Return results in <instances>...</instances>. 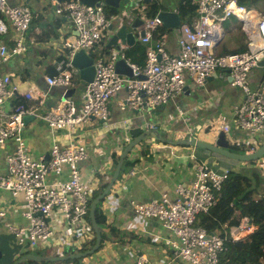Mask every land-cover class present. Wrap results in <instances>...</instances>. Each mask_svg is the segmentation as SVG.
<instances>
[{"label":"built area","instance_id":"2783aa9c","mask_svg":"<svg viewBox=\"0 0 264 264\" xmlns=\"http://www.w3.org/2000/svg\"><path fill=\"white\" fill-rule=\"evenodd\" d=\"M46 2L56 16L69 19L76 36L63 41L64 58L54 62L56 73L45 77L49 88L71 87L73 65L71 59L79 51L89 52L108 31L112 19L106 16L102 5L90 6L78 0H37ZM197 15L193 24H182L179 29L177 55L169 54L162 40H155L153 32L162 26L156 16L146 18L145 36L141 42L147 46L143 67L129 63L132 76L115 70L118 57L124 58L120 47L114 50L110 61L98 59L93 63V79L84 84L81 102L63 99L44 113L47 91L33 88L20 94L13 108L5 112V105L18 91L8 75L0 76V148L12 142V150L6 153V173L0 171V190L12 195L23 194L19 209L27 219V225H9V231L21 248L37 249L52 242L61 245V253H74L94 238L89 215L94 176L84 174L81 164L88 158L84 141L75 132L91 119L106 121L110 117L109 101L121 90L126 92L122 109L146 110L166 105L182 93L187 83L204 86L212 77L223 76L233 87L244 94V101L234 112L235 127L248 134L250 139L264 130V82L250 88L249 77L264 58V8L239 6L238 0H193ZM233 7L241 8V17ZM34 12L26 3H10L0 0V63H6L28 50L26 41ZM235 17L246 34V49L241 52L221 54L217 50L225 31L223 23ZM119 19V17H118ZM9 36V42L1 37ZM143 76V78H141ZM41 116L47 122L52 144L46 156L33 158L28 152L23 136V117ZM130 121H124L127 126ZM106 124V123H105ZM150 128H155L150 126ZM224 124L221 130L230 132ZM65 130L64 141L56 140V134ZM247 140V144L254 143ZM189 160L196 161L191 154ZM194 164V163H193ZM264 168V158L258 161ZM195 178L188 184L178 183L174 196L162 194L148 201L131 200L137 225L146 219L157 220L163 228L166 255L158 262L144 254L127 264H220L219 255L228 239L221 231L208 233L195 224L201 213H208L217 202V195L227 172L217 174L203 162L194 164ZM135 173V169L131 171ZM7 217L0 209V226ZM135 222L130 226L134 227ZM253 225L244 218L231 227L229 236L236 240L241 233H251ZM225 232V229H223Z\"/></svg>","mask_w":264,"mask_h":264},{"label":"crops","instance_id":"0c3cea01","mask_svg":"<svg viewBox=\"0 0 264 264\" xmlns=\"http://www.w3.org/2000/svg\"><path fill=\"white\" fill-rule=\"evenodd\" d=\"M142 1L128 0L125 2V0H121L118 9L113 6L118 11V14L111 16L112 24L115 26L124 23L129 25L135 17L143 20L149 18L145 14L146 7ZM186 1L190 0H159V3L165 10L178 12V7ZM10 3L28 4L32 8L34 16L26 37L28 50L6 63H0V76H10L11 82L18 87L17 94L11 98L9 104L5 105V112H9L10 108H13L18 99L21 98L20 94L33 88H39L47 91L45 102L38 109L39 113H44V110L54 106L62 99L66 90L62 86L49 88L46 86L45 77L56 73L54 62L64 55L63 41L73 39L76 33L71 21L65 17L56 16L46 2L10 0ZM252 8L262 10L264 8V0L257 1ZM118 17L121 19L119 20ZM195 18L196 13L185 23L191 25ZM181 23H184L183 19ZM225 27L235 32V36L239 34L240 43L235 46L236 48L223 49L221 48V42L217 51L221 54H227L245 50L247 37L241 30L239 21L231 17L223 23L224 31ZM178 29H169L162 34L160 39L162 40L163 48L171 55H177L179 52ZM131 31L134 34V43L131 46L119 45L123 48L121 50L123 55L127 48L135 46L137 43L144 45L146 52L147 46L141 42L138 30L132 28ZM113 34V30L105 32L95 47L87 52V56L93 59V63L98 59L111 60L110 56L116 48L108 44L111 43ZM1 40L9 42V36H3ZM137 56L138 54L135 53L134 57L136 58ZM124 59L127 63H132L131 59L125 55ZM86 61L87 58L81 56L76 62L85 63ZM263 67H257L250 73L249 82L251 89H256L258 85L264 82ZM52 70L54 73H51ZM72 84L70 88H75V90L70 99L78 105L81 102L80 94L83 84L77 68L73 71ZM125 97L126 92L121 90L110 99L108 104L110 117L108 120L104 122L91 119L82 126L77 127L75 132L77 139L84 141L88 148V158L80 166L87 177L90 175L94 176L95 184L92 198L101 185L106 184L102 191L107 186L119 155L132 139L134 132L153 130L158 131L161 137L175 141L193 137L207 142H214L221 131V126L227 123L231 126L230 132L226 134V138L230 141V151H232L230 146L233 142L245 148L243 153H249L251 146L253 149H257L264 143V130L258 136L250 139L247 133L235 127L234 112L243 103L244 94L241 90L233 87L228 78L220 75L212 77L201 87L188 82L182 93L176 95L166 105L152 109H122L120 104ZM127 120L130 123L125 126L124 121ZM148 124L155 128H150ZM22 136L28 146V152L33 158L39 159L40 156L48 154L52 144V136L47 122L41 116H36L24 124ZM65 137V130H60L56 134V140L58 141H64ZM248 139L253 140L254 143L247 144ZM12 148V142H8L5 148H0V171L2 173L7 171L5 157L6 153ZM197 149L201 148L189 145L175 146L160 141L154 134L147 136L128 153L125 158V160L129 161L126 171L121 175L119 173L111 190L102 199V204H100L107 223L117 229V234L105 228L106 237L103 239L102 235L101 245L94 254L79 259L46 264H127L133 261L137 254H144L149 260L158 262L166 255L165 241L159 238H164L165 236L163 228L154 219H146L143 221L142 226L137 225V219H135L133 214L130 201H148L164 193L172 198L174 196V188L178 183L188 185L194 180V164L196 162L205 163L217 174H224L235 168L254 177L251 170L255 169L259 173L260 180L255 198L264 196V168L256 167L254 164L250 170L248 169V162L228 159L220 154L202 149L212 160V165H210L206 159H203L198 154ZM191 154L196 156V161L189 160ZM116 158L117 161H115ZM122 167L123 164L121 169ZM134 169L135 173L132 174L131 171ZM22 202V193L12 195L9 191L0 190V209L5 210L7 213V217L0 226V264H12L24 252V248H21L15 242V238L8 228L9 225H27V219L19 209ZM244 218H241L234 225L228 222L224 223L219 231L227 238H230V228L237 226ZM134 222V227H131L130 225ZM252 225L254 226L253 229H255L256 226L253 223ZM223 229H225V232H223ZM249 234L241 233L238 239ZM118 236H121V243L114 241ZM94 243L95 240L94 242H88L85 248L83 246L86 244L74 251V253L86 251ZM119 245L121 248L118 247ZM54 246L55 243L52 242L48 246L37 248L40 253L34 250H26L25 252L45 256L68 254L56 252ZM82 248L83 250H81ZM49 250H52L55 254H47L46 252ZM35 263L42 264L43 262Z\"/></svg>","mask_w":264,"mask_h":264},{"label":"trees","instance_id":"16d2710c","mask_svg":"<svg viewBox=\"0 0 264 264\" xmlns=\"http://www.w3.org/2000/svg\"><path fill=\"white\" fill-rule=\"evenodd\" d=\"M257 1L259 0H238V4L239 6L250 8L254 7ZM142 3L146 7L145 14L149 18H152L158 14V12L165 10L159 3V0H143ZM104 7L108 17L118 14V11L113 8V6ZM178 13L185 23L195 15L196 6L191 0L186 1L178 7ZM168 30L169 29L164 26L157 28L153 33V38L155 40H160L162 34ZM145 50L144 45L137 43L135 46L127 48L124 55L131 59L133 64L143 67L146 60ZM135 53L138 54L136 58L134 57ZM63 57L64 55L59 59ZM51 73H54L53 70ZM262 73L264 76V67L262 68ZM141 133V131L134 132L132 138ZM230 147L232 151L237 153H243L245 151V148L234 142ZM115 161H117V158ZM128 164L129 161L126 159L123 163L120 175L126 171ZM247 165L249 166L248 169L251 170L254 166V162H248ZM251 173L254 177L251 174L247 175L235 168L229 170L225 180L222 182L216 204L208 213H201L197 216L196 225L202 226L208 233L219 231L222 225L226 222L232 225L237 224L243 217H247L256 226L252 233L243 238L238 240L228 238L224 241V248L219 255L220 264H264V196L255 198L257 186L260 182L259 173L255 169L251 170ZM105 185L106 184H103L99 187V189L93 194L92 199L102 191ZM101 201L97 205L95 219L98 226L102 228L103 239H105V228L109 231L111 230L114 234H117V229H114L107 223V219L101 211ZM87 220L90 223L89 215H87ZM94 240L95 239H92L90 242H94ZM114 241L116 243H121V236H118ZM87 245L88 244L84 245L83 248ZM83 248L81 250H83ZM25 253L26 252H23V254ZM21 264L37 263L33 261H24Z\"/></svg>","mask_w":264,"mask_h":264},{"label":"water","instance_id":"95a60500","mask_svg":"<svg viewBox=\"0 0 264 264\" xmlns=\"http://www.w3.org/2000/svg\"><path fill=\"white\" fill-rule=\"evenodd\" d=\"M81 3L96 6V5H104V6H114L116 9L119 8V2L121 0H79ZM128 0H125L127 2ZM147 1V0H145ZM158 18L163 23V26L169 29L179 28L181 25L182 18L178 14V12L173 10H163L157 14ZM145 27L146 23L143 19L139 17H135L129 25L127 24H120V25H111L109 29L114 31L112 36L111 43L108 44L109 46H114L116 50H119V45H127L131 46L134 43V34L132 33L131 29L134 28L138 30L139 38H143L145 36ZM85 56L87 61L85 63H77L76 61L81 57ZM72 63L74 66L79 70L81 83L85 84L90 82L94 76V67H93V59L89 58L84 51H79L75 54L74 58L72 59ZM259 67L264 66V58L259 62ZM115 70L123 75L132 76L133 72L131 67L128 65L124 58L118 57L115 62ZM143 78V76H141ZM211 79V78H210ZM186 88V87H185ZM75 88H69L65 91L62 98H70L72 93L74 92ZM34 115H25L23 117L24 124L28 121L34 119ZM154 134L157 139L164 143H169L172 145H189L196 148H201L207 150L208 152L220 154L228 159L242 161V162H250L256 161L264 155V143H262L256 150L249 152V153H236L229 150V141L226 138V135L223 131H220L218 136L215 138L214 142H207L204 140L196 139L193 137L181 139L178 141L170 140L168 138H163L160 136L158 131L153 130H145L138 136L132 138L130 142L124 147L121 154L119 155L116 167L114 172L111 176L110 181L108 182L105 189L97 195L91 202L90 206V223L95 234V243L94 245L83 252H77L75 254H68V255H60V256H45L36 253H25L21 254L12 264H21L24 261H33L38 263H50V262H59V261H66V260H73L79 259L83 257H87L91 254H94L100 247L102 242V235L103 230L100 226H98L96 219H95V212L98 203L108 194L111 190L113 184L118 178L120 173L121 166L127 157L128 153L131 149L141 143L147 136ZM46 158H48V154H46Z\"/></svg>","mask_w":264,"mask_h":264},{"label":"rangeland","instance_id":"374dc122","mask_svg":"<svg viewBox=\"0 0 264 264\" xmlns=\"http://www.w3.org/2000/svg\"><path fill=\"white\" fill-rule=\"evenodd\" d=\"M235 32H232V30H230L229 28L225 27V36L223 38L222 44H221V48H236L235 46L238 45V43H240V39H239V34H236V36L234 35ZM198 150V154L203 158L206 159L208 161V163L210 165H212V160L208 157V155H206L207 153L204 152V150L202 149H197ZM119 248L120 245L118 246ZM56 248V252H60L61 250V245L59 243L55 244L54 249ZM37 251V249H34ZM37 253H40L37 251ZM47 254H55L53 253L52 250H49L48 252H46Z\"/></svg>","mask_w":264,"mask_h":264},{"label":"clouds","instance_id":"9594fccd","mask_svg":"<svg viewBox=\"0 0 264 264\" xmlns=\"http://www.w3.org/2000/svg\"><path fill=\"white\" fill-rule=\"evenodd\" d=\"M78 1H79V0H78ZM191 2L194 3L195 6H196V3L193 2V0H191ZM102 6L104 7V5H102ZM250 8H252V7H250ZM196 9H197V6H196ZM104 10H105V7H104ZM105 13H106V12H105ZM158 13H159V12H158ZM156 15H157V14H156ZM156 15H155V16H156ZM196 15H197V12H196ZM106 16H107V15H106ZM107 17H108V16H107ZM157 17H158V16H157ZM108 18H111V17H108ZM152 18H153V17H152ZM234 18H235V17H234ZM120 19H121V18H119V20H120ZM144 21H145V23H146V20H144ZM160 21H161V20H160ZM182 24H185V23H181V25H182ZM111 25H113V24L111 23ZM111 25H110V26H111ZM119 25H120V24H119ZM181 25H180V26H181ZM110 26H109V27H110ZM162 26H163V23H162ZM145 29H146V27H145ZM108 30H110V29L108 28ZM153 33H154V32H153ZM140 39H141V38H140ZM143 44H144V43H143ZM119 48H120V46H119ZM115 50H116V49H115ZM84 52H85V51H84ZM240 52H241V51H240ZM85 53L87 54V52H85ZM234 53H235V52H234ZM227 54H229V53H227ZM87 55H88V54H87ZM74 56H75V55H74ZM74 56H73V58H74ZM64 57H65V56H64ZM64 57H63V58H64ZM73 58H72V59H73ZM61 59H62V58H61ZM72 59H71V63H72ZM132 64H133V63H132ZM72 65H73V63H72ZM128 65H129V63H128ZM129 66H130V65H129ZM258 66H259V65H258ZM93 67H94V66H93ZM73 68L76 70V67H75L74 65H73ZM92 79H93V78H92ZM87 83H88V82H87ZM85 84H86V83H85ZM83 86H84V84H83ZM83 86H82V87H83ZM69 88H70V87H69ZM69 88H66V90L69 89ZM66 90H65V91H66ZM64 93H65V92H64ZM64 93H63V95H64ZM62 97H63V96H62ZM63 99L71 100L70 98H62L61 100H63ZM61 100H60V101H61ZM56 104H57V103H56ZM35 117H36V116H35ZM221 131H223V130H221ZM223 132H224V131H223ZM224 133H225V135H226L228 132H224ZM228 141H229V140H228ZM229 143H230V141H229ZM254 150H256V149H253L252 146H251V149H250L249 152H252V151H254ZM262 158H264V155H263L261 158H259L258 160H256V161H250V162H254V164L256 165V167H258V165H257V164H258V161H259L260 159H262ZM90 205H91V204H90ZM89 212H90V210H89ZM245 218H247V217H245ZM251 223H252V222H251ZM253 230H254V229H253ZM93 233H94V232H93ZM251 233H252V232H251ZM93 239H94V238H93ZM231 239H232V238H231ZM232 240H234V239H232ZM26 250H33V249H28V248L24 247V252H25ZM34 251H36V250H34ZM68 254H70V253H68ZM68 254H65V255H68ZM73 254H75V253H73Z\"/></svg>","mask_w":264,"mask_h":264},{"label":"bare ground","instance_id":"6f19581e","mask_svg":"<svg viewBox=\"0 0 264 264\" xmlns=\"http://www.w3.org/2000/svg\"><path fill=\"white\" fill-rule=\"evenodd\" d=\"M233 9H234V12L236 14H238L239 16H241V17L245 14L244 11L241 8L233 7Z\"/></svg>","mask_w":264,"mask_h":264}]
</instances>
